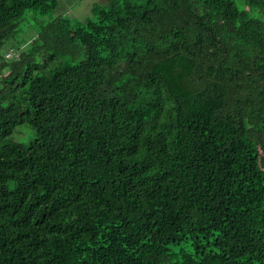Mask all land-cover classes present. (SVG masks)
Segmentation results:
<instances>
[{
  "label": "trees",
  "instance_id": "1",
  "mask_svg": "<svg viewBox=\"0 0 264 264\" xmlns=\"http://www.w3.org/2000/svg\"><path fill=\"white\" fill-rule=\"evenodd\" d=\"M58 5L0 0V48ZM34 31L0 55V264H264V0Z\"/></svg>",
  "mask_w": 264,
  "mask_h": 264
},
{
  "label": "rangeland",
  "instance_id": "2",
  "mask_svg": "<svg viewBox=\"0 0 264 264\" xmlns=\"http://www.w3.org/2000/svg\"><path fill=\"white\" fill-rule=\"evenodd\" d=\"M107 3L108 0H59V5L52 14L41 15L39 11L30 10L26 12L23 21L20 23L15 39L6 42L4 46L0 48V55L5 57L9 53L11 55H16L18 53V47L25 42H30L36 37L34 27L37 24H47L60 16H67L74 21L84 22L92 17L93 8L95 6H105ZM35 137L36 133L34 130L28 126H23L16 130L12 141L24 146H29Z\"/></svg>",
  "mask_w": 264,
  "mask_h": 264
},
{
  "label": "built area",
  "instance_id": "3",
  "mask_svg": "<svg viewBox=\"0 0 264 264\" xmlns=\"http://www.w3.org/2000/svg\"><path fill=\"white\" fill-rule=\"evenodd\" d=\"M10 57H12V55H11V54H9V55H8V58H10Z\"/></svg>",
  "mask_w": 264,
  "mask_h": 264
}]
</instances>
